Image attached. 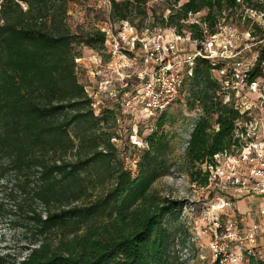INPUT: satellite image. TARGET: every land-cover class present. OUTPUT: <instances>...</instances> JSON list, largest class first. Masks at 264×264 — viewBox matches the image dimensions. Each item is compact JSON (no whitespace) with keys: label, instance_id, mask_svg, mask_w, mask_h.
Instances as JSON below:
<instances>
[{"label":"trees","instance_id":"trees-1","mask_svg":"<svg viewBox=\"0 0 264 264\" xmlns=\"http://www.w3.org/2000/svg\"><path fill=\"white\" fill-rule=\"evenodd\" d=\"M69 1L0 0V179L19 184L25 199L15 206L28 215L32 228L25 230L33 238L14 264H172L163 221L176 202L151 192L168 170L169 142L160 132L167 111L152 117L154 130L143 139L135 171L124 167L113 139L125 109L110 98L95 115L74 71L80 57L66 23ZM150 1L108 0L106 20L138 28L133 21L150 16L161 28L202 40L204 26L214 33L222 20L235 14L240 22L243 9L256 6L254 0H165L157 14ZM202 11L198 23H187ZM104 42L100 27L82 41L98 51ZM261 61L264 49L248 81L261 74ZM186 87L187 104L198 101L202 113L184 159L190 182L204 187L203 166L239 144V114L214 99L217 84L206 60L197 62Z\"/></svg>","mask_w":264,"mask_h":264},{"label":"built area","instance_id":"built-area-1","mask_svg":"<svg viewBox=\"0 0 264 264\" xmlns=\"http://www.w3.org/2000/svg\"><path fill=\"white\" fill-rule=\"evenodd\" d=\"M254 3L256 6L241 12L240 22L247 24L244 32L237 34L225 28L210 33L204 26L202 40L191 39L187 30L178 32L175 27L145 30L142 35L148 34L141 39L127 22L107 20L100 27L111 57L109 67L118 76L113 88L117 93L114 91L111 99L123 109L129 106L139 116L152 118L175 103L186 104L187 82L203 59L217 84L214 99L239 114L234 131L239 144L214 155L212 164L203 166L208 171V182L201 188L213 185L217 189L211 197L217 201L214 229L207 234L214 264H264V61L259 65L261 74L248 81L259 51L264 49V0ZM196 14H190L187 23H198L190 21ZM257 31V39L248 47ZM87 95L98 115L104 102ZM201 113L196 101L190 131ZM221 158L227 159L224 166H220ZM237 200L244 203L243 210L233 209ZM228 209L232 215L224 220Z\"/></svg>","mask_w":264,"mask_h":264},{"label":"rangeland","instance_id":"rangeland-1","mask_svg":"<svg viewBox=\"0 0 264 264\" xmlns=\"http://www.w3.org/2000/svg\"><path fill=\"white\" fill-rule=\"evenodd\" d=\"M157 14L165 9V0H151ZM108 0H70L68 4L67 27L74 37V51L77 55L75 63V75L87 93L95 100L104 103L112 98L114 87L117 86L118 76L109 67L111 57L106 49L98 51L83 45L82 41L88 33L96 27L104 26L107 21ZM166 13V12H165ZM205 12L202 11L190 21L200 20ZM158 19L147 17L141 22L133 21V32L138 38H146L145 30L152 31L154 27L160 28ZM130 25V24H129ZM158 26V27H157ZM118 29V25L116 26ZM150 28V29H146ZM234 29L237 34L244 32L246 23H241L236 15H232L227 21L214 28L215 31ZM221 29V30H220ZM125 35H128L125 31ZM258 31L254 39L248 41V47L257 39ZM238 43H241L238 41ZM187 44V43H186ZM107 80L109 84H107ZM187 90V88H186ZM116 92V91H115ZM117 93V92H116ZM193 108L189 104L175 103L164 118L165 125L160 132L166 135L169 142L167 162V174L154 182L151 192L157 194L167 202H176V209L167 214L163 221L169 235V258L172 264H214L208 247L207 234L214 229L217 201L211 200L212 192L217 190L212 185L210 188H201L190 182L187 174V163L184 159V148L188 140L190 125L193 123ZM125 117H120L116 125V136L113 139L118 148L117 156L124 167L135 171V163L141 155L143 139L154 130L155 117L142 118L139 113L129 106L123 112ZM127 115H131L129 119ZM238 155V152H234ZM220 166H224L226 158H221ZM2 163V161L0 162ZM0 179V262L2 264H14L21 259L31 245L33 238L31 233L25 230L32 228L28 222V215L16 208L25 199L19 184L11 178ZM231 193V190H227ZM29 201V199H27ZM37 202L35 208L38 209ZM210 206V207H209ZM244 203L241 200L234 201L233 209L243 210ZM209 210V211H207ZM232 215L231 210H226L223 219L228 220Z\"/></svg>","mask_w":264,"mask_h":264}]
</instances>
